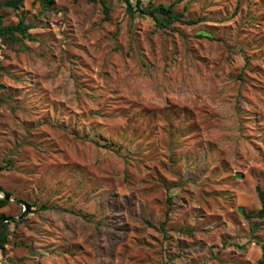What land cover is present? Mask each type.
<instances>
[{"label": "rangeland", "instance_id": "374dc122", "mask_svg": "<svg viewBox=\"0 0 264 264\" xmlns=\"http://www.w3.org/2000/svg\"><path fill=\"white\" fill-rule=\"evenodd\" d=\"M1 2L0 264H257L264 0Z\"/></svg>", "mask_w": 264, "mask_h": 264}, {"label": "trees", "instance_id": "16d2710c", "mask_svg": "<svg viewBox=\"0 0 264 264\" xmlns=\"http://www.w3.org/2000/svg\"><path fill=\"white\" fill-rule=\"evenodd\" d=\"M40 1L47 5L54 3V0H40ZM87 1L88 2L99 1L102 7V13H103L102 19L107 20L109 18L110 7L107 4L106 0H87ZM123 1L126 4L125 10L128 15L133 17L136 12L149 15L153 17L156 23L160 26L165 25V22H179L185 25H192L200 21L199 17L198 18L184 17L183 14L179 12H175L173 10V4H168V5L157 4L144 8L142 6L141 0H135V4H133L131 0H123ZM1 4L5 7L11 8L13 10H17L23 6V0H2ZM158 17L162 18V20L159 19ZM30 27H31L30 24H25L23 19H20L15 24H4L3 15L0 14V38L17 39L16 34L29 38L30 36L28 34V30ZM199 37H201V35H199ZM255 190L260 202L259 209H257L256 211H248V212H245L243 209H241L240 212L247 219H251V218L264 219V188L261 187L260 185H256ZM0 191H2L1 186H0ZM7 203L8 200L0 196V208L5 206ZM167 214L168 213H166V218L163 220L162 224H165L167 219ZM5 217L7 216L3 212H0V221ZM6 229H7V222H4L0 230V250L2 251H4L5 244L7 241V234L5 232ZM260 247H261V257L258 260L257 264H264V240H262V242L260 243Z\"/></svg>", "mask_w": 264, "mask_h": 264}, {"label": "water", "instance_id": "95a60500", "mask_svg": "<svg viewBox=\"0 0 264 264\" xmlns=\"http://www.w3.org/2000/svg\"><path fill=\"white\" fill-rule=\"evenodd\" d=\"M2 197H3L4 199H6V200H10V199H12V200H14V201H16V202L22 204L24 208L22 209L21 214H20L19 216H17V217L7 216V217L3 218V219L0 221V230H1V228H2V226H3V224H4V222H8V221L15 220V219H21V218L24 217V216L30 211V209H31V205H30V203H28V202H26V201H24V200H22V199L14 198V197H12L11 194L8 193V192H4V193L2 194Z\"/></svg>", "mask_w": 264, "mask_h": 264}]
</instances>
